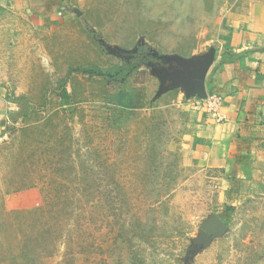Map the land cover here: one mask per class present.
<instances>
[{
	"label": "rangeland",
	"instance_id": "rangeland-1",
	"mask_svg": "<svg viewBox=\"0 0 264 264\" xmlns=\"http://www.w3.org/2000/svg\"><path fill=\"white\" fill-rule=\"evenodd\" d=\"M224 1L82 0L45 21L0 7V84L30 107L0 141V191L18 156L79 154L94 161L97 189L120 197L115 209L106 198L102 216L76 209L59 233L63 242L40 264H65L66 246L83 239L93 245L74 244L69 257L76 264H264V182L253 194L244 184L227 194L222 170L190 164L178 149L194 128L188 100L150 70L154 60L164 67L162 58L215 45ZM142 46L149 60L127 81L110 84L84 73L129 62ZM143 160L167 171L150 191L136 174ZM26 190L7 194L5 207L46 204L42 189ZM71 193L59 204L80 208L93 199L86 194L75 202ZM124 225L132 228L129 238Z\"/></svg>",
	"mask_w": 264,
	"mask_h": 264
},
{
	"label": "crops",
	"instance_id": "crops-1",
	"mask_svg": "<svg viewBox=\"0 0 264 264\" xmlns=\"http://www.w3.org/2000/svg\"><path fill=\"white\" fill-rule=\"evenodd\" d=\"M81 1L0 0V7L26 10L45 21ZM220 14L215 45L190 57L162 58L164 67L154 60L150 70L188 100L194 128L178 143L184 158L197 167L222 170L227 194L236 184L248 186L253 194L264 182V0H225ZM210 92L223 97L220 122L189 104ZM23 107L0 84V141L6 137L10 118L19 116Z\"/></svg>",
	"mask_w": 264,
	"mask_h": 264
},
{
	"label": "trees",
	"instance_id": "trees-1",
	"mask_svg": "<svg viewBox=\"0 0 264 264\" xmlns=\"http://www.w3.org/2000/svg\"><path fill=\"white\" fill-rule=\"evenodd\" d=\"M146 49L147 46L139 47L137 54L129 62L106 68L89 66L85 68L84 73L104 77L110 84L127 81L138 73L141 65L148 62L149 58L142 56ZM133 88L138 90L135 86ZM62 97L66 100L70 98V92L66 88L63 89ZM29 109V106L25 109L24 116ZM11 128L9 127L8 130ZM77 155L79 154H29L26 158L18 156L15 164L6 172L4 188L0 191L2 200L0 239L2 238L1 234L6 236V244L0 243V264H40V260L44 256L50 255V251L63 242L62 235L59 233L62 232L63 227H67L64 224L70 222L71 216L77 214L76 209L84 210L86 208L92 216H102L105 213L103 205L106 198L113 201L112 209H115V205L119 204L120 197L117 190L97 189L100 179L96 175V170L89 168L94 161L81 160L77 158ZM158 155L162 156V154ZM85 163H87V168L81 173L79 169L84 168ZM136 174L141 177L144 190L149 191L156 187L154 178L157 175L160 178H167L166 169L154 161L150 163L143 160V163L137 166ZM79 182L80 185L75 188ZM88 182H90V186L86 185ZM36 187L42 189L46 195L47 201L44 206L29 210H8L5 207L4 197L7 194ZM73 189L76 190L71 193ZM70 193L76 199L75 202L81 200V197L86 194H89L93 199L90 200L89 205L80 208L75 206V202L72 203L74 208L60 205L59 199L68 198ZM77 218L78 220L82 219ZM138 221L143 224L141 218H138ZM128 227L124 225L120 231H124L129 238L132 228L127 229ZM120 231L117 233L120 234ZM74 244L76 248L82 247L83 249L93 245L87 239L78 240ZM74 244L66 246L65 264H76L74 258L69 257L76 253H74Z\"/></svg>",
	"mask_w": 264,
	"mask_h": 264
},
{
	"label": "built area",
	"instance_id": "built-area-1",
	"mask_svg": "<svg viewBox=\"0 0 264 264\" xmlns=\"http://www.w3.org/2000/svg\"><path fill=\"white\" fill-rule=\"evenodd\" d=\"M222 99L223 97L221 94L216 92H210L205 97L196 98L194 100L192 99L191 102H189V104L191 105L192 109H196V110L204 109L212 116V118L220 122L222 121V116L220 114L219 105L221 104ZM25 109L27 108L23 107L19 116H16L15 118H10V120L8 121L9 123L8 128L12 127L19 120L24 118Z\"/></svg>",
	"mask_w": 264,
	"mask_h": 264
},
{
	"label": "water",
	"instance_id": "water-1",
	"mask_svg": "<svg viewBox=\"0 0 264 264\" xmlns=\"http://www.w3.org/2000/svg\"><path fill=\"white\" fill-rule=\"evenodd\" d=\"M204 97H205V96H204ZM23 106H24V107H26V108L28 107V105H26V106H25V105H23Z\"/></svg>",
	"mask_w": 264,
	"mask_h": 264
}]
</instances>
